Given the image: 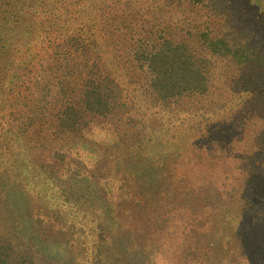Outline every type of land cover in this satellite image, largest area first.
<instances>
[{"label":"trees","instance_id":"16d2710c","mask_svg":"<svg viewBox=\"0 0 264 264\" xmlns=\"http://www.w3.org/2000/svg\"><path fill=\"white\" fill-rule=\"evenodd\" d=\"M178 218L264 264L263 0H0V264H167Z\"/></svg>","mask_w":264,"mask_h":264},{"label":"rangeland","instance_id":"374dc122","mask_svg":"<svg viewBox=\"0 0 264 264\" xmlns=\"http://www.w3.org/2000/svg\"><path fill=\"white\" fill-rule=\"evenodd\" d=\"M240 1V0H239ZM244 2H246V0H243ZM249 1V0H248ZM252 2H255L257 0H251ZM237 2V0H236ZM264 2V0H263ZM257 4V3H256ZM243 7V6H242ZM192 8H187L185 11L187 12L186 15L191 14L193 17L196 15V13L194 11H190ZM200 13V11H199ZM197 16V15H196ZM197 21H204V17L200 16L198 14L197 16ZM197 47L200 46V44L196 45ZM198 49H200L201 51L204 49L203 47H199ZM90 152V151H89ZM91 153V152H90ZM238 163V162H237ZM234 168H231L232 170H227L224 166L222 165H217L215 167H211L208 169H203L201 167V165H198L195 167V170H198L195 172V174L199 175L200 180L201 181H209V180H213L215 182H217L218 184L224 186V189L228 188V186L230 184L233 183V177L235 174H238V169L235 168V163H233ZM28 208V205H27ZM175 225L180 227V230L175 233V241H169V249H168V254L166 255V261L167 264H178V262L180 260H182V246H180L179 248H175L176 244H179V241H182V237L185 236V233L191 229V221H187L181 218H178L177 220H175L174 222ZM177 249V250H176ZM177 251L180 252V254H177ZM173 253V254H172ZM171 261V263H170Z\"/></svg>","mask_w":264,"mask_h":264}]
</instances>
